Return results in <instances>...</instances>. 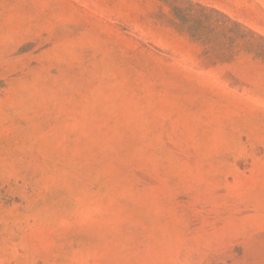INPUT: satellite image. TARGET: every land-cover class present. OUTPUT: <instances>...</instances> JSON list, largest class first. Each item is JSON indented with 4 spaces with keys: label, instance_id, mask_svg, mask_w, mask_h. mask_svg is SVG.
Masks as SVG:
<instances>
[{
    "label": "rangeland",
    "instance_id": "rangeland-1",
    "mask_svg": "<svg viewBox=\"0 0 264 264\" xmlns=\"http://www.w3.org/2000/svg\"><path fill=\"white\" fill-rule=\"evenodd\" d=\"M0 264H264V0H0Z\"/></svg>",
    "mask_w": 264,
    "mask_h": 264
}]
</instances>
